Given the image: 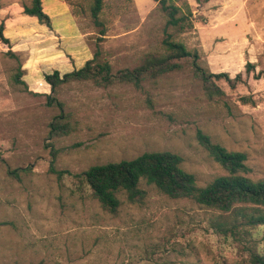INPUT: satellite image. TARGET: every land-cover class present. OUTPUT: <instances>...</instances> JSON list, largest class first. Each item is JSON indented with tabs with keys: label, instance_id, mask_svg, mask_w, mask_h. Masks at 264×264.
<instances>
[{
	"label": "rangeland",
	"instance_id": "obj_1",
	"mask_svg": "<svg viewBox=\"0 0 264 264\" xmlns=\"http://www.w3.org/2000/svg\"><path fill=\"white\" fill-rule=\"evenodd\" d=\"M31 0H2L0 24V264H245L235 242L218 234V211L190 200H172L153 187L144 205L124 194L117 214L105 211L74 176L90 167L170 151L205 186L227 172L197 140L202 130L229 151L248 157L253 180L264 179V0H178L194 28L177 34L153 0H105L102 50L115 72L135 68L150 53L165 52L169 34L198 55L212 73L243 74V83L208 98L190 60L140 89L99 88L74 82L59 99L74 130L50 138L60 114L46 106L61 76L93 59L101 37L89 0H42L53 29L24 14ZM20 57L26 85L13 78ZM248 63L255 72L246 74ZM247 99V100H245ZM16 171L17 175H11ZM253 238L264 252V226Z\"/></svg>",
	"mask_w": 264,
	"mask_h": 264
},
{
	"label": "trees",
	"instance_id": "obj_2",
	"mask_svg": "<svg viewBox=\"0 0 264 264\" xmlns=\"http://www.w3.org/2000/svg\"><path fill=\"white\" fill-rule=\"evenodd\" d=\"M89 1L93 24L101 36L97 40L93 59L63 76L59 71L44 75L46 82L51 86V94L44 95L45 104L60 111L50 125V138L64 137L74 130L72 117L65 113V104L59 99L60 88L65 84L90 81L105 89L117 84H132L140 89L144 82L154 81L181 70L186 60L191 61L194 77L202 83L208 98H222L226 95L219 83H226L231 88L243 83L242 73L232 78L228 73H212L202 68L198 63L197 53H191L183 43L175 41L172 34L163 42L165 52L147 54L135 68L115 72L101 47L103 36L107 32L101 19L105 0ZM153 1L159 4L167 18V27L175 33H187L194 28L191 10L188 8L187 12H184L182 7L176 4L178 0ZM2 7L0 0V10ZM22 7L25 15L34 17L41 25L53 29L52 19L44 11L42 0H31ZM5 30V23L2 22L0 42L10 45ZM9 54L18 62L14 82L26 85L22 80L24 71L20 57L12 51H9ZM254 67L248 63L246 74L254 73ZM257 78L264 79V71L257 75ZM196 136L209 156L227 172V175L219 176L205 186L198 185L196 176L182 167L183 158L170 151L145 152L131 160L94 165L74 177L88 186L93 198L111 214L119 212L122 206L121 194H124L131 204L144 205L148 198V191L142 186L144 183L172 200L186 199L218 211L219 215L213 221L216 232L226 238H232L239 254L246 256L243 258L245 264H264V252H260L259 242L253 238L254 231L264 226V179L253 180L247 176L251 169L245 153L227 150L202 130H197ZM10 174L16 176L17 172L12 171Z\"/></svg>",
	"mask_w": 264,
	"mask_h": 264
}]
</instances>
